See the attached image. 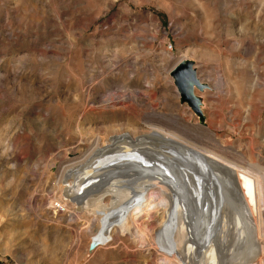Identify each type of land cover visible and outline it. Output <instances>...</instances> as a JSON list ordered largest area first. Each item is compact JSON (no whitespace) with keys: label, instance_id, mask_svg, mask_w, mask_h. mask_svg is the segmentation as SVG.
<instances>
[{"label":"rangeland","instance_id":"1","mask_svg":"<svg viewBox=\"0 0 264 264\" xmlns=\"http://www.w3.org/2000/svg\"><path fill=\"white\" fill-rule=\"evenodd\" d=\"M181 60L199 75L186 96ZM131 91L158 115L102 103ZM179 117L264 176V0H0V264H193L186 238L177 256L152 222L95 243L103 216L66 202L61 172L129 125L169 129Z\"/></svg>","mask_w":264,"mask_h":264},{"label":"bare ground","instance_id":"2","mask_svg":"<svg viewBox=\"0 0 264 264\" xmlns=\"http://www.w3.org/2000/svg\"><path fill=\"white\" fill-rule=\"evenodd\" d=\"M183 61L180 64H191ZM191 70L194 83L199 85V75L192 64ZM102 103L112 109L137 105L158 115L155 106L137 91L103 96ZM182 119H176L169 129H136L134 123L127 126L128 134L112 137L95 157L87 159L90 150L80 156H87L82 163L64 166L63 182L72 185L66 202L70 199L78 203L96 220L100 214L103 216L100 235L95 240L98 244L115 239L121 231L134 233L138 221L145 227L152 222L161 230L160 245L169 247L177 256L186 246L191 248L193 264H257L263 252L259 245L264 223L260 201L264 176L248 174L230 158V149L211 130L200 126L194 129ZM186 183L191 185V192L182 188ZM107 200L114 209L104 218V213L111 211ZM174 216L189 220L179 225L172 221ZM181 238H186L183 248L178 243L183 241Z\"/></svg>","mask_w":264,"mask_h":264},{"label":"water","instance_id":"3","mask_svg":"<svg viewBox=\"0 0 264 264\" xmlns=\"http://www.w3.org/2000/svg\"><path fill=\"white\" fill-rule=\"evenodd\" d=\"M174 74L177 78L180 90L186 96L190 88V83L195 81V75L191 70V64H180Z\"/></svg>","mask_w":264,"mask_h":264},{"label":"built area","instance_id":"4","mask_svg":"<svg viewBox=\"0 0 264 264\" xmlns=\"http://www.w3.org/2000/svg\"><path fill=\"white\" fill-rule=\"evenodd\" d=\"M57 206V205H56ZM57 209H62V207L58 206Z\"/></svg>","mask_w":264,"mask_h":264}]
</instances>
